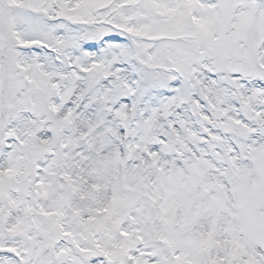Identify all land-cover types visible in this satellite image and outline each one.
<instances>
[{
  "label": "snow or ice",
  "instance_id": "1",
  "mask_svg": "<svg viewBox=\"0 0 264 264\" xmlns=\"http://www.w3.org/2000/svg\"><path fill=\"white\" fill-rule=\"evenodd\" d=\"M0 264H264V0H0Z\"/></svg>",
  "mask_w": 264,
  "mask_h": 264
}]
</instances>
